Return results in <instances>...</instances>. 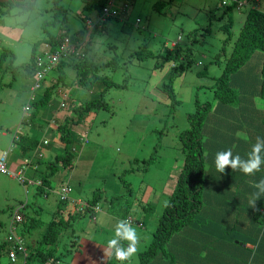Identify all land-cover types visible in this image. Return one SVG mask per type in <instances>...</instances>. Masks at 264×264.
<instances>
[{"label": "rangeland", "instance_id": "374dc122", "mask_svg": "<svg viewBox=\"0 0 264 264\" xmlns=\"http://www.w3.org/2000/svg\"><path fill=\"white\" fill-rule=\"evenodd\" d=\"M120 1H126L128 4L125 12L127 24L124 25V29H120L119 22L114 19L107 31L94 28L90 34L88 55L98 63L110 60V65L104 67L102 73L109 75L116 84L109 87L103 94L107 108L100 109L72 127V132L76 136L83 135L87 141L83 144V140L79 137L78 143L75 144H79L76 154L81 157L70 172L72 187L70 194L90 198L93 196V191L99 190L101 195L106 196L99 200L101 210L113 212V214L117 209L120 210L122 206H126L128 201L131 216L134 220L141 221L143 226L132 225L140 241L136 253L123 264H139L138 252L152 239L157 216L161 213L162 206L172 190L178 170L183 163L178 134L188 125L186 115L195 110L196 101L199 103L212 101L210 85L213 84L214 77L221 74L223 65V58L219 64H216L215 55L220 52L223 41L226 43L227 53L230 51L247 10L254 6L264 11V0H240L241 7L232 11L233 25L230 28L229 38L228 32L219 28V25L224 22L219 16L222 11V7L218 8L220 0H168V3L165 2L166 0ZM156 1L163 2L159 9L153 8ZM174 1L178 3L175 7L172 5ZM60 3L65 6V10L56 8V11L63 14V17H57L58 21L55 24L50 22L55 16L44 17L43 28L45 27L53 35L63 33L72 36L76 29H82L84 33L85 20L94 19V12L86 10L83 7L85 2L82 0H60ZM36 4H39V1ZM37 11L36 8L19 11L13 7H2L0 10V47H8L13 53V56L3 54L0 48V155L3 150H8L12 145V148L8 150L7 162L17 154L15 151L17 141L13 140L16 128L19 129V135L25 133L23 128L27 127L22 107L28 105L27 114L29 115L32 110L31 103L43 92V89L37 90L33 93L32 99L29 98V85L33 75L26 73L24 67L30 60L33 44L44 35L40 25L41 17H38L40 13L38 11L39 14H37ZM136 18L140 20L137 26H135ZM58 22L62 23V31L56 27ZM174 45H177V50L183 56L175 63L164 62L162 69L154 65L157 58L154 55L158 56L167 49H172ZM42 46V42L37 43L38 48ZM146 51L153 56H145L142 59L140 55ZM258 55L260 53L254 51L248 65L257 64L260 59ZM188 58L192 60L190 67L187 63ZM78 59L76 56L63 59L62 69L66 76L62 82L51 89V98L47 107L40 108L46 111L49 106H53L56 109V105L61 102L63 91H68L70 97L75 98L74 102L95 96L93 91H85L71 85L74 69L69 62ZM179 63L180 66H178ZM204 68L207 69L206 73L198 74ZM256 68L257 65L249 73L252 80L248 86L244 88L240 83H236L234 88L239 94L241 104L244 102L249 106L251 101L258 110L262 102L250 94ZM172 69H175L172 87L178 99V102L174 104H170L171 100L159 88ZM57 73L56 69L50 71L48 75L55 78ZM75 95H78L77 98ZM239 105L237 103L236 106L239 107ZM214 107L215 104L212 105V109ZM63 111L69 115L67 110ZM61 113L63 112L58 114ZM254 114L259 115L258 112ZM22 118L23 121H21ZM214 124L215 121L208 123L210 130ZM241 124L245 132L238 129L233 137L223 128H220L221 135L218 137L214 138L211 131L205 135L204 153L208 157L206 171H209L210 166H215V148L222 147L221 151L232 149L234 156L238 146V154H240L239 151H244L245 155L249 153L247 143L244 141L250 140L249 134L253 127L247 122H241ZM239 139L243 142L239 143ZM27 142V139L23 141V143ZM44 148L45 144L42 146L43 150ZM48 148L46 145L45 149ZM58 148L56 152L60 153L62 148ZM21 160L23 162L24 158ZM22 165L23 163L20 168ZM28 165L30 163L23 168V175L30 179L25 175ZM59 175V172L53 175L46 199L43 194L37 192L33 184H27L25 192L17 179H11L0 172V241L6 235L13 211L20 202L25 200L30 208L35 209V214L40 208L39 215L44 222L42 227H46V223L52 218L51 212L55 209L54 191L58 188L57 176ZM208 178H210L209 173H207V181ZM78 179L82 180V188ZM248 180L251 179L243 178V181ZM240 191V188L231 187L217 195H240ZM212 194L211 190L203 189V206H206L214 197ZM241 195L250 196L251 194L245 192ZM110 196L115 197L114 200L111 201ZM149 204L151 210H144L143 207ZM243 205V201L240 200L237 210L244 212ZM64 207L66 211L72 205L66 204ZM24 212L28 214L30 210L25 209ZM70 223L59 236L53 253L55 259L48 264H121L117 260L106 263L104 247L108 235L103 238L104 230L87 213L79 214ZM110 224L112 226V223ZM41 231L42 228L35 229V235L38 236ZM6 260L5 255L0 256V263L5 264ZM34 264H41V260L37 259Z\"/></svg>", "mask_w": 264, "mask_h": 264}, {"label": "trees", "instance_id": "16d2710c", "mask_svg": "<svg viewBox=\"0 0 264 264\" xmlns=\"http://www.w3.org/2000/svg\"><path fill=\"white\" fill-rule=\"evenodd\" d=\"M82 1L85 2L83 7L86 10L94 12L95 16L92 20H97L106 0ZM159 2L156 1L153 4V8L159 9V6L163 3L162 1ZM165 2L168 3V0ZM219 7H222L219 16L222 17L224 21L219 25V28L223 31H227L229 38L231 36L230 28L233 25L232 11L240 7H238L237 2L234 0L226 4H222L220 0L218 8ZM120 11V14L116 16H108L103 21H97L99 26L96 25V23L94 28L107 31L109 24L115 19L119 22V28L124 29V25L127 24L126 9ZM57 17L58 15L54 17L52 24L57 23ZM64 19L65 18H63V20ZM136 19L135 26L140 22L139 18L138 20ZM43 26L44 23L41 25L44 35L42 39H38L33 44L30 60L24 65L26 73L28 74H32L34 69L33 62L37 43L48 42L53 47L60 41L59 36L61 33L53 35L47 32L46 28H43ZM81 32L82 29H78L74 35ZM89 43L90 37L82 43L83 48L80 51L81 57L78 60L69 62L74 69V79L71 85L85 91H93L95 96L74 102L75 98L67 94L58 104L57 109H59L60 112L64 109L69 112V115H65L54 127L56 139L61 144L62 151L60 153H50L48 151L51 143H53L52 140L47 141L46 145L49 148L45 149V147L43 151H40V155L37 151V157L35 158L39 167L40 184L37 185L36 188L39 193H47L49 189H46V186L50 185L53 175H57L58 172L60 173L59 180H57L58 188L64 183L71 187L70 172L80 157L76 154L78 151L76 148L79 147V144H75L78 143L79 137H81L76 136V134L72 132V127L77 126L92 114L97 113L100 109L107 108L108 105L103 98V94L109 87L116 84L109 75L102 73L103 68L110 65V60L98 63L89 56ZM225 44L226 43L223 41L220 52L215 55L216 64H219L221 58H223V65L221 74L214 77V82L210 85L212 86V101L202 103L196 101L195 110L186 115L188 125L181 129L178 134L183 153V163L178 170L172 190L162 206L161 213L157 216L156 226L152 232V239L146 244L145 248L138 252L139 264H264V197L256 201V207L259 211L253 210L249 205V199L252 193L256 191L252 187V183L264 179V164L261 165L259 171L255 172L253 175H248V177H245L246 175L239 169L233 171L230 167H226L224 173H219L215 166H210L209 171H206L205 165L208 157L204 153V137L206 134L211 131L214 138L218 137L221 135L220 128H223L225 132L230 133L232 135L231 137H233L238 129H240L241 132H245L241 126V122H247L249 126L251 125L253 127L252 132L249 134L251 137L250 140L244 141L247 143L246 146L249 150H246V152L251 151L252 146L256 143L257 137L264 139V11L254 6L250 7L247 10L245 19L228 53ZM0 48H2L1 52L3 54L6 53L13 56L12 50L8 47L3 46ZM148 51L140 55L142 59L145 56H153V54H150ZM254 51L260 53V55H258L260 59L259 62L255 64L257 68L255 69L256 72L252 82V90H250L252 92L250 93L248 91V93L261 100L262 103L261 105L259 104L258 110L251 101L249 106L244 102L241 104L239 101V94L234 88L236 83H240L242 87L248 86L251 83L252 78L249 73L255 65H248V63L250 64L251 54ZM154 56L157 57L154 65L162 68L164 62L173 61L175 63L183 55L181 56V53L177 50V45H174L172 49H167L164 53ZM9 60H11L10 57ZM187 63L188 67H190L192 60L188 58ZM62 64L63 60L57 65L58 73L55 78H53L54 80L51 84H48L44 88L42 94L31 103L32 110L28 119H34L42 108L47 107L51 98V89L59 82H62L66 76L65 71L62 69ZM174 66L175 64L172 68ZM178 66H180V63ZM172 70L165 81H162L159 85L160 91H163L171 100L170 104L178 102L172 87V77L175 69ZM206 71L207 69L204 68L199 71L198 74H205ZM77 96L75 95L76 98ZM237 103L240 104L239 107L236 106ZM213 104H215L214 109H212ZM255 112H258L259 115L254 114ZM24 117L25 119L27 118L26 115H23V118ZM23 118L21 121H23ZM211 121H215V124L210 130L208 123ZM25 139L28 140L25 149L29 148L28 150L32 151L37 145V140L29 138L26 134L23 136L19 134L16 141L22 142ZM81 139L83 140V144L84 141H87L86 137L83 135ZM238 141L239 143L243 142L242 139ZM221 149L222 147L214 149V161L216 154L220 152ZM238 149V146H236V154L234 153V156L238 154ZM25 152L26 150L24 153ZM239 152L242 159L248 158L244 151ZM28 155L29 153L26 154V156ZM261 156L264 157V152L261 153ZM207 173H209L210 176L208 181ZM243 178L245 180L246 178H250L251 180L243 181ZM77 181L82 184L81 179ZM231 187L235 189L240 188V195H217ZM58 188L56 190H58ZM203 189L211 190L214 196L206 206H203ZM245 192H249L251 195H241ZM92 195V197L86 200V206H82L84 211H82L81 214L87 212L93 221L98 222L97 216L102 212L99 206V200L102 197L106 198V196L101 195L99 190L93 191ZM110 198L112 201L115 197L110 196ZM240 200L243 201L244 207L242 210L244 212L237 210L239 209ZM58 201L62 207L63 205L69 204L59 198ZM28 205L29 204L26 203V205L22 207L23 217L17 226L22 223L25 224L24 234H28V232H30V234L35 233V229L42 228L41 234L36 236L35 246L30 247V245H28L26 239L22 235L23 233L21 234V232L16 230L15 232L20 234L25 240V245L29 254L27 257V264H34L37 259L41 260V264H48V262L55 259L53 258V253L63 229L66 228L67 225H70V222L80 213H76L74 210H67L66 214L61 215L59 218L51 216L52 218L49 219L46 223V227L43 228L44 222L39 215L41 211L37 209V214L31 211L27 214L24 210ZM130 205L132 206V204ZM129 208L130 206L127 201L126 206H122L120 210L117 209L115 211L116 213L113 215L117 216L118 220L127 218L131 226L136 225L142 227L143 223L134 220L130 214ZM143 209L150 211L151 205L149 204L143 207ZM19 211L21 212V208H19ZM30 225L34 226L32 231ZM105 234L106 232L103 235ZM107 235V240L108 237H110V239L112 238L109 233ZM173 238L175 240H173ZM107 240L105 241L107 242ZM178 241H182V243L175 244ZM246 243L251 244L252 247H246ZM7 248L8 241L3 238L0 241V256L6 252ZM223 252L228 253L225 254ZM184 257H186V259ZM112 260L116 259L107 258L106 263Z\"/></svg>", "mask_w": 264, "mask_h": 264}, {"label": "crops", "instance_id": "0c3cea01", "mask_svg": "<svg viewBox=\"0 0 264 264\" xmlns=\"http://www.w3.org/2000/svg\"><path fill=\"white\" fill-rule=\"evenodd\" d=\"M37 1H39V4H36ZM42 1L43 0H0V10L2 9V7L3 8L13 7L14 9L19 10V11H27L28 9H35L36 8L40 13V15H38V17H41L40 25L43 24V18L46 16L49 18H52L53 16H56V15H58L59 18L63 17V14H61V13L59 14L56 11L57 10L56 8H59L60 10H65V6L60 3V0H44V3H42ZM58 4H61V6H58ZM176 4H178L177 1H174L172 3V5H174V7ZM38 11H37V14H39ZM50 22L52 23V20ZM56 27H58V29H60V31H62V23L60 24V22H58ZM101 31H105V30H101ZM75 32H77V29ZM52 78L53 77L48 75L44 81V86L45 85L47 86L48 83H51V81H53ZM29 92H30V89H29ZM57 107H58V105H56V109H54L53 106H49L46 109V111L44 110L45 108L41 109L38 112V114L36 115L37 119H36V117L34 119H28L29 115L26 118L25 124L27 125V127L23 128L25 133H23V134L21 133V134H22V136L26 134L29 138L36 139L37 145L35 148H37V150H39V151H43V149H42V146L44 145L42 142L43 140H47V141L52 140L53 141V145H51L49 148L50 153L56 152L58 147L62 148L61 144L56 139L54 127H55V124L57 122H60L66 114H65V111H62L63 113L58 114L60 112V110L57 109ZM35 120L39 121V123H37ZM34 123H35V125L33 126ZM23 130H22V132H23ZM15 144H16L15 151H17V154L15 156L11 157L9 162H7V165L10 169H16V171H17L22 164L21 159L26 157L27 153H29V155H32L33 150L35 148L32 151L31 150L29 151L28 150L29 148L25 149V147L27 146L28 143H23V141L22 142L18 141ZM45 147H46V144H45ZM25 150L27 152V153L25 152L26 154L24 153ZM81 151H83V150H81ZM7 156H8V154H7ZM80 157H81V155H80ZM38 169H39V167L36 163V158H33L31 160L30 165H28V167H26V169H25V175L27 177H29L31 180L38 179L39 178ZM10 178L13 179V177H10ZM57 180H59V176H57ZM79 184H80V186L82 185L80 182H79ZM81 188H82V186H81ZM37 192H38V190H37ZM41 194H43V192ZM43 195L46 197V199L48 198L47 193H44ZM74 197H76L82 201L89 199V196H84V195H74ZM57 198L58 197L55 194L56 205H54L55 209H53V211L51 212V216L59 218L61 215L66 214L67 210H72L73 206L71 208L68 207L65 211L64 205H63V207L60 206ZM26 201H23V203H25V205H26V203H28ZM25 209H29L31 212L36 213L35 209L30 208L29 205ZM108 218H109V221H107ZM97 220H98V222H97L98 226H100L104 230V233L106 232V234L103 237H105L108 233L113 237L114 236V226L116 224V220L118 221L117 216H114L113 212L111 213V212H107V211H102L97 216ZM110 223H112V226ZM33 227H34L33 225H30L31 231H32ZM24 229H25V224L22 223L21 225L17 226L16 231L21 232V234H22L24 232ZM22 235L24 236V238L26 239V241H27L28 245H30V247L35 246V243H36L35 233H33L31 235L30 232H28V234L23 233ZM109 239H110V237H108V240ZM181 243H182V241H178L175 244H181ZM245 246L249 247V248L252 247V245L249 243H246ZM184 258L186 259V257H184ZM263 262H264V260H263ZM146 264H152V263H146Z\"/></svg>", "mask_w": 264, "mask_h": 264}, {"label": "built area", "instance_id": "2783aa9c", "mask_svg": "<svg viewBox=\"0 0 264 264\" xmlns=\"http://www.w3.org/2000/svg\"><path fill=\"white\" fill-rule=\"evenodd\" d=\"M230 0H221L222 4L228 3ZM238 7L242 5L241 1H237ZM128 6L126 1L119 2V0H106L105 4L102 7V11L98 17L97 20L92 21L91 19H86L85 21V31L82 35H80V42L73 41L68 36H64L61 41H58L56 45L53 47L50 44H45L42 48H40L34 57V84L32 86L33 89L38 88L40 86V81L43 79L45 74L53 69L61 58L67 56L68 54H72L76 51V45H82L83 42H85L91 32L93 31L94 25L97 23V21H103L108 16H116L120 14V10L125 9ZM138 20V18L136 19ZM96 25L99 26L97 23ZM65 95V93L63 94ZM23 115L26 114L27 111V105H25L23 108ZM19 129H16L15 135L13 139H17V131ZM47 143V140H43V144ZM36 151L37 148H36ZM8 153V150H4L3 153L0 156V172L3 174L8 175L9 177L16 178L20 183H34V184H40L39 180H30L27 179L23 175V168L27 166L28 162L31 160V157H26L23 160V165L20 169L17 171H11L6 164V155ZM38 154L40 155V151H38ZM71 188L67 184H63L58 190L56 191L58 198L60 200H63L67 203H74V204H80V206H84L85 203H82L81 201L74 199L70 196ZM21 206H18L12 213V216L10 218V221L8 223L7 227V233L4 239L8 241V248L4 255L6 256V263L5 264H27V257H28V249L25 245V240L23 237L16 233L15 230L17 228V224L21 222L23 214L19 211V208ZM2 264V263H0Z\"/></svg>", "mask_w": 264, "mask_h": 264}, {"label": "clouds", "instance_id": "9594fccd", "mask_svg": "<svg viewBox=\"0 0 264 264\" xmlns=\"http://www.w3.org/2000/svg\"><path fill=\"white\" fill-rule=\"evenodd\" d=\"M234 1L237 2V1H240V0H234ZM87 19H90V18H87ZM93 30H94V28H93ZM82 34H83V32H81V33H79L77 35L73 34L72 36H69V35L61 33L60 36H59V39L61 41L64 36H68L69 38H71L76 43V42H80L79 41V40H81L80 39V35H82ZM89 37H90V35H89ZM42 43H43V46L45 44H50L48 42H42ZM42 47H40V48H42ZM40 48L37 47L36 52ZM82 48H83V45H76L75 49H76L77 53L74 52L72 54H68L67 56L61 58L60 61L65 59L66 57H69V56H76V57L80 58L81 57L80 56L81 55L80 51H81ZM60 61L58 62V64L60 63ZM57 65L53 69L49 70L45 74L43 79L40 81V86L38 88H35V89L32 88V86L34 84V69H33V72H32L33 79H32V82L29 85V89H30V93H31L29 98L32 99L33 93L35 91L40 90V89L44 90V88L46 87V85L44 86V81H45L46 77L48 76L50 71L57 69ZM33 67H34V62H33ZM64 93H65V95H63ZM67 94H68V91H63L62 92V98H64ZM27 107H28V105H27ZM25 115L28 116L27 111H26ZM16 129H18V128H16ZM18 131H17V135H18ZM15 132H16V130H15ZM13 140L16 141V139H13ZM11 148H12V145L9 146L8 150H10ZM262 152H264V139H261L260 137L256 138V143L252 146L251 151L247 154V157H248L247 159H242L239 154L233 156L232 149H228L226 151H220L215 156V161L214 162H215L216 170L219 173H224L226 167H230L233 171L239 169L245 175H253L255 172L259 171L261 165L264 164V157L261 156ZM36 155H37V151H36V148H35L33 150L32 155H28L26 157H31V160H32L33 158L37 157ZM26 157H24V158H26ZM6 158H7V155H6ZM31 160L28 162V164L31 163ZM6 164H7V161H6ZM7 167H8V165H7ZM11 171H13V170H11ZM35 180H39L40 181L39 178L35 179ZM32 181H34V180H32ZM20 184L23 186V189L25 190V192H26V185L27 184H33L35 187L37 185H39V184L27 183V182L20 183ZM46 187H47L46 189L50 190V186H46ZM252 187L256 191H254L252 193V195H251V197L249 199V205H250L251 208H253V210L259 211V209L256 207V201L259 200L261 197H264V179H260L259 181L253 182L252 183ZM70 188H71V191H70V193H71L72 192V187H70ZM56 191L57 190H55L54 193L57 195ZM70 196L73 197L74 199H77V200L81 201L82 203H85L84 206H86V202H85L86 200L82 201V200L74 197V195H71V194H70ZM57 197H58V195H57ZM69 204H71L73 206L72 211L74 210L76 213H80L81 214L82 211H84L82 209V206H80V204H74V203H69ZM24 205H25V203H23V202H21V203H19L17 205V207L21 206L20 208H21L22 214H23L22 207H24ZM139 241H140V237L138 236L136 230L131 226V224L129 223L127 218H124L123 220H118L116 222L115 226H114V236L111 239L107 240L106 246L104 247V255L107 258H114L117 261H120L121 264H123L124 261L129 260L136 253L137 245L139 244ZM124 242H127V243L125 244Z\"/></svg>", "mask_w": 264, "mask_h": 264}, {"label": "bare ground", "instance_id": "6f19581e", "mask_svg": "<svg viewBox=\"0 0 264 264\" xmlns=\"http://www.w3.org/2000/svg\"><path fill=\"white\" fill-rule=\"evenodd\" d=\"M245 7V6H244Z\"/></svg>", "mask_w": 264, "mask_h": 264}]
</instances>
